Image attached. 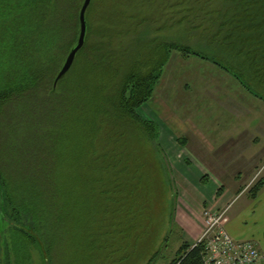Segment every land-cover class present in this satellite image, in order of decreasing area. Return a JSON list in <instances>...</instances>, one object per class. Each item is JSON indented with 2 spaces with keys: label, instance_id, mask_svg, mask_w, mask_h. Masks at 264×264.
Instances as JSON below:
<instances>
[{
  "label": "trees",
  "instance_id": "1",
  "mask_svg": "<svg viewBox=\"0 0 264 264\" xmlns=\"http://www.w3.org/2000/svg\"><path fill=\"white\" fill-rule=\"evenodd\" d=\"M192 1L196 6H190L189 15L178 21H188L192 32L208 37L211 44L219 47L221 55L217 58L227 66L219 60L214 62L227 71H237L234 75L239 82L263 99L250 84L258 80V85H264V0ZM83 2L0 0V264H120L125 259L115 240L99 242L102 231L98 233L97 226L106 221L105 217L94 230H87L89 240L84 253L71 252L72 228L77 223L75 192L79 185L75 189L71 183L58 179L62 170L70 177L66 161L67 147L70 148L67 129L71 128L67 126L68 120L85 114V108L94 99L74 83L71 70L54 88L64 58L78 40ZM86 19V41L74 67L84 61L92 69L108 70L118 77L113 109L118 112V120L125 119L128 124L124 141L122 133L116 134L117 127L111 123L113 133L108 132L113 134V147L103 157L95 154L94 160L103 163L104 168L109 158L112 163H125L123 169L127 170L133 166L130 162H135L128 138H139L142 143L157 142L159 138L158 123L144 118L140 108L153 96L170 52L213 58L189 46L167 42L160 62L146 70L134 65L123 70L125 65L119 64L118 49L110 44L115 37H104L106 31L99 29L91 41L88 12ZM35 101L40 105L36 109ZM21 107H25L26 116L19 120ZM103 108L105 116L110 111L108 105L96 111H104ZM22 125L25 131L19 135L17 130ZM135 129L142 130L143 136L137 138ZM14 138H19L18 144L13 142ZM141 177L139 184L144 181ZM132 178L129 179L135 177ZM127 182L126 178L119 183L127 187ZM263 186L261 178L250 189V195L255 198ZM204 255V244L193 246L185 242L172 264H203Z\"/></svg>",
  "mask_w": 264,
  "mask_h": 264
},
{
  "label": "rangeland",
  "instance_id": "2",
  "mask_svg": "<svg viewBox=\"0 0 264 264\" xmlns=\"http://www.w3.org/2000/svg\"><path fill=\"white\" fill-rule=\"evenodd\" d=\"M190 6L194 8L196 2L92 0L87 10L92 27L91 41L99 29L106 31L104 37H115L110 44L118 49L119 64L125 65L123 70L133 65L146 70L160 62L167 42L189 46L213 59L187 56L176 50L170 52L153 96L140 108L144 118L158 123L159 138L157 142L145 140L142 143L138 136H143V131L135 129L138 141L128 138L132 141L129 151L135 162H130L133 166L127 170L123 169L125 163L115 160L112 163L108 157V166L104 167L107 169L101 168L103 163L94 160L95 154L103 157L113 147L111 123L117 127L116 134L122 133V140L128 136L126 120L119 121L118 112L113 109L115 88L120 80L108 70L92 69L84 61L74 67V62L71 78L94 99L85 108V114L68 120L70 148L67 147L69 152L65 159L70 177L64 170L58 177L59 181L74 187L79 185L75 192L77 223L72 228L71 252L84 253L89 240L87 230H94L98 221L105 217L106 221L97 226L98 233L102 231L99 242L116 241L120 255L125 257L120 264H172L186 241H183L182 229L175 218L179 186L162 142L166 135L163 140L161 138L164 125L180 145L183 139L192 142L196 156L211 168L212 177L215 174L223 180L224 185L219 191L223 188L238 193L243 189L247 191L226 210L224 224L248 205L250 189L264 176V85H258V80L250 84L261 93V99L239 82L234 75L237 71H227L214 62L221 55L219 47L211 44L208 37H199L192 32L188 21H178L189 15ZM219 63L227 66L221 60ZM104 104L110 110L105 116L104 108L97 112ZM36 105L40 106L38 101L33 103V108L36 109ZM24 108H20L19 120L26 116ZM24 131L23 125L17 130L19 135ZM13 142L18 144L19 138H14ZM229 150H234L235 154ZM241 151H247V154ZM221 158L234 161L223 164ZM260 160H263L262 164ZM141 176L144 181L139 184ZM132 177L134 180L129 179ZM126 178L128 188L119 183ZM130 181H133L132 185ZM111 232L112 236L109 235Z\"/></svg>",
  "mask_w": 264,
  "mask_h": 264
},
{
  "label": "crops",
  "instance_id": "3",
  "mask_svg": "<svg viewBox=\"0 0 264 264\" xmlns=\"http://www.w3.org/2000/svg\"><path fill=\"white\" fill-rule=\"evenodd\" d=\"M155 119L157 118L155 117ZM156 121L159 122V120ZM163 127H165L162 130V136H164H161V138L163 140L166 135V139L162 142L165 152L171 160V167L176 176V184L179 186L175 218L182 229L183 241L193 245L205 229L204 209L209 208L226 212L236 198L246 190L243 189L238 193L223 188L222 192L219 191V187L224 185L223 180L215 174L213 179L209 171L211 168L206 166L204 160L196 156L197 152L191 146L192 142L183 139L180 145L174 137L170 136L171 133L168 132L170 129L165 125ZM183 133H186V131H183ZM212 148L214 151L217 150L216 147ZM223 150V153H225V149ZM228 152L235 154L234 150ZM241 152H244V155L247 154V151ZM221 160L223 164L234 161V159L230 161L227 158H221ZM262 161L260 160L259 163L262 164ZM207 178H209L208 182H206ZM248 198V205L239 210L227 224H224L223 219V224L235 239L256 242L264 255V186L255 198L251 195Z\"/></svg>",
  "mask_w": 264,
  "mask_h": 264
},
{
  "label": "built area",
  "instance_id": "4",
  "mask_svg": "<svg viewBox=\"0 0 264 264\" xmlns=\"http://www.w3.org/2000/svg\"><path fill=\"white\" fill-rule=\"evenodd\" d=\"M205 229L193 246L204 244L203 264H264V255L257 243L237 240L226 230L225 212L204 211Z\"/></svg>",
  "mask_w": 264,
  "mask_h": 264
},
{
  "label": "water",
  "instance_id": "5",
  "mask_svg": "<svg viewBox=\"0 0 264 264\" xmlns=\"http://www.w3.org/2000/svg\"><path fill=\"white\" fill-rule=\"evenodd\" d=\"M91 2H92V0H84V2H83V5H82V7L80 9V13H79L80 32H79L78 40H77L76 44L71 48L63 67L58 72V74L54 80V88H56L58 82L61 79H63L66 76V74L70 71V69L72 68V66L75 62V59H76L78 52L85 45L87 28H88L86 13H87V10H88Z\"/></svg>",
  "mask_w": 264,
  "mask_h": 264
}]
</instances>
